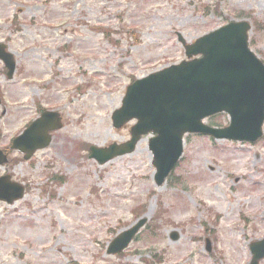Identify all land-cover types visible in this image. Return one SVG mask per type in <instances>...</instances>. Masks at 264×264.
I'll return each instance as SVG.
<instances>
[{"label":"rangeland","instance_id":"1","mask_svg":"<svg viewBox=\"0 0 264 264\" xmlns=\"http://www.w3.org/2000/svg\"><path fill=\"white\" fill-rule=\"evenodd\" d=\"M241 19L264 59V27L254 25H264V0H0V42L17 62L8 79L0 59V148L39 107L64 124L30 160L13 151L19 161L0 166L27 187L15 204L0 202V264H250L251 243L264 238V135L240 143L188 134L162 187L151 135L103 165L77 148L130 140L132 124L115 129L111 115L133 78L184 60L180 38L193 43ZM218 120L229 125L223 114L205 122ZM141 204L146 228L122 256L107 254Z\"/></svg>","mask_w":264,"mask_h":264},{"label":"water","instance_id":"2","mask_svg":"<svg viewBox=\"0 0 264 264\" xmlns=\"http://www.w3.org/2000/svg\"><path fill=\"white\" fill-rule=\"evenodd\" d=\"M250 28L246 21L228 23L185 46L189 58L202 57L184 60L133 82L121 109L112 116L115 128L138 119L132 127L131 140L109 148L91 146V156L102 164L115 156L133 153L142 136L152 132L156 136L150 141L149 149L154 155L155 181L161 186L183 152L182 136L187 131L210 134L217 139L254 141L260 138L264 123V63L248 47ZM5 49L0 44V58L10 69L11 78L15 61ZM219 112L230 115L229 127L218 129L202 122ZM61 127L60 114L46 112L15 139L13 148L29 158L37 149L50 145L52 131ZM23 192L18 184L5 186L0 179V199L13 202ZM146 221L141 219L120 234L109 246L108 253L126 249ZM251 249L255 254L251 264H259L264 257V240L253 243Z\"/></svg>","mask_w":264,"mask_h":264},{"label":"trees","instance_id":"3","mask_svg":"<svg viewBox=\"0 0 264 264\" xmlns=\"http://www.w3.org/2000/svg\"><path fill=\"white\" fill-rule=\"evenodd\" d=\"M258 26H260V25H258ZM217 124H218V125H220V124H221V122L219 121Z\"/></svg>","mask_w":264,"mask_h":264},{"label":"bare ground","instance_id":"4","mask_svg":"<svg viewBox=\"0 0 264 264\" xmlns=\"http://www.w3.org/2000/svg\"><path fill=\"white\" fill-rule=\"evenodd\" d=\"M150 158H152V156H150Z\"/></svg>","mask_w":264,"mask_h":264},{"label":"flooded vegetation","instance_id":"5","mask_svg":"<svg viewBox=\"0 0 264 264\" xmlns=\"http://www.w3.org/2000/svg\"><path fill=\"white\" fill-rule=\"evenodd\" d=\"M5 151H7V150H5Z\"/></svg>","mask_w":264,"mask_h":264}]
</instances>
